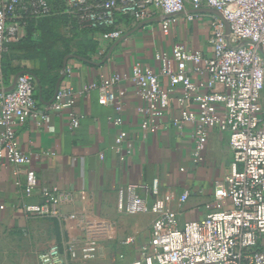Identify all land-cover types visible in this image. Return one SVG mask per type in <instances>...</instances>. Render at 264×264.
<instances>
[{
    "label": "built area",
    "instance_id": "1",
    "mask_svg": "<svg viewBox=\"0 0 264 264\" xmlns=\"http://www.w3.org/2000/svg\"><path fill=\"white\" fill-rule=\"evenodd\" d=\"M60 8L58 12L52 0H0V161L3 166L16 167V174L25 177L24 196H32L38 180L36 173L26 168L29 157L20 146L18 129L31 117L42 127L51 115L65 111L71 131L81 125L68 83L61 85L54 102L42 110L36 99V80L29 74L18 78L13 91L4 92L9 87L3 78L7 45L20 39L30 21L64 15L68 31L72 24L80 30L100 31L96 38L111 45L124 37L127 24L159 19L163 34L168 36L180 17L188 22L208 19L211 56L177 44L170 56L156 54L158 73L136 63L131 76L102 75L99 84L91 83L83 93L98 90L101 105L115 106L118 116L109 118V122L120 129L125 90L118 85L130 79L142 102L137 112L144 118L141 130L145 135L167 127L164 121L171 95L181 87L178 113L168 123L179 133L186 125L192 126V156L198 165L205 160L211 130L229 136L233 156L230 174L215 183L213 202L205 206L206 215L200 220L180 226L179 213L169 205L170 199L161 195L158 180L151 186L130 184L119 190L120 214L156 216L138 257L126 264H264V126L260 103L264 90V0H62ZM108 47L98 52L99 57L107 54ZM192 72L203 80L193 81ZM187 101L195 104L196 112L186 108ZM127 139L128 134L119 130L114 150L121 152ZM75 194L43 188V203L24 208L29 216L72 222L81 233L49 247L41 264L95 261L113 238L114 223L62 212L64 206L76 202ZM80 195L85 199L84 192ZM188 198L186 191L180 196L179 206ZM132 243L133 239H128L124 244Z\"/></svg>",
    "mask_w": 264,
    "mask_h": 264
},
{
    "label": "crops",
    "instance_id": "2",
    "mask_svg": "<svg viewBox=\"0 0 264 264\" xmlns=\"http://www.w3.org/2000/svg\"><path fill=\"white\" fill-rule=\"evenodd\" d=\"M140 25L141 23L127 24L122 41L111 45H105L96 37L94 39L87 36L84 53L88 60L76 57V54H79L76 45L71 48L72 56L68 57L67 73L61 85L68 83L72 88L75 98L74 110L81 117V125L77 130L71 131L68 111H65L61 115H51L42 127H38L36 118L31 117L18 129L20 146L29 157L26 168L36 173L38 185L31 197H25V177L16 174V167L3 166L0 161V229H28L35 217L27 215L24 208L27 205L43 203V188L76 193V202L64 206L62 212L66 215L85 214L93 220L114 223L115 233L101 251V256L109 249L117 248V264H126L138 257L140 246L150 237L156 216L120 214L117 211L120 189L130 184L151 186L158 180L161 195L168 197L169 205L179 213L180 226L200 220L206 215L205 206L213 202L215 183L229 176L233 156L229 136L213 129L210 131L204 162L200 165L194 163L192 126L186 125L179 133L168 123L169 119L178 113L177 100L183 95L181 87L171 95L170 107L164 121L167 127L145 135L141 130L144 118L137 112L142 102L130 79H123L118 85L119 89L125 90L120 114L123 125L120 129L109 122V118L118 116L115 106L101 105L98 90L83 93L85 87L91 83L99 84L102 75L131 76L136 63L158 73L160 65L156 61V54L160 52L170 56L173 46L177 44H181L187 51H201L205 56L212 55L208 19L188 22L184 17H180V20L172 25L168 36L163 34L159 21L142 27ZM60 32L67 38H75L76 33H73L72 29L68 31L61 27ZM27 33L26 27L21 31L17 42L24 39ZM79 41L80 38H77L75 43ZM115 44L117 46L106 60ZM105 46H109L108 52L101 58L98 52ZM25 54L26 52L17 50L10 52L11 67L28 72L38 71L39 61L26 60ZM192 68L190 66V69ZM60 73L63 74V69ZM50 75L54 77L55 72ZM190 75L195 82L203 80L194 72ZM10 76V72H3L5 82ZM14 78L9 80V87ZM35 80L38 108L42 110L54 96L45 93L44 98L41 97V82ZM48 87L47 85L45 89ZM217 89L222 90L220 86H217ZM119 101L117 98L116 102ZM260 103L264 126V90ZM185 106L191 112L197 110L195 104L190 101H187ZM119 130L125 131L128 139L122 145L121 152H116L113 147ZM129 147L131 154H128ZM101 154L103 158H100ZM186 191L189 192V198L179 206L180 196ZM82 192L85 193V199H81ZM149 200L153 202L154 199L149 196ZM70 224L72 230L64 240L81 234L74 223ZM128 239H133V243L125 245Z\"/></svg>",
    "mask_w": 264,
    "mask_h": 264
},
{
    "label": "trees",
    "instance_id": "3",
    "mask_svg": "<svg viewBox=\"0 0 264 264\" xmlns=\"http://www.w3.org/2000/svg\"><path fill=\"white\" fill-rule=\"evenodd\" d=\"M52 1H54L56 10L61 12L62 0ZM72 25V31L76 33L74 39L67 38L60 32L61 27L67 29L68 26V19L64 15L56 14L50 18L30 21L27 25V36L19 42L7 45V52L3 57V72H10L12 76L8 77L6 83L8 84L11 77H15L18 73L29 74L41 82V97L45 93L54 96L64 61L72 56L71 48L76 45L79 49V54H76V57L88 60L86 53H84V49H86V44L84 46L85 39L89 36L94 38L97 34L101 35L100 31L80 30L75 24ZM77 38H80V41L75 43ZM16 50L26 52V60L39 61L40 69L33 72L13 69L9 53ZM51 72H55L54 77L50 75ZM47 85L49 87L46 90ZM36 99L38 100L37 94Z\"/></svg>",
    "mask_w": 264,
    "mask_h": 264
},
{
    "label": "rangeland",
    "instance_id": "4",
    "mask_svg": "<svg viewBox=\"0 0 264 264\" xmlns=\"http://www.w3.org/2000/svg\"><path fill=\"white\" fill-rule=\"evenodd\" d=\"M25 231L0 229V264H41V257L61 243L72 230L69 222L54 217H38ZM117 248L109 249L92 262L70 264H117Z\"/></svg>",
    "mask_w": 264,
    "mask_h": 264
},
{
    "label": "water",
    "instance_id": "5",
    "mask_svg": "<svg viewBox=\"0 0 264 264\" xmlns=\"http://www.w3.org/2000/svg\"><path fill=\"white\" fill-rule=\"evenodd\" d=\"M212 12H213L214 14H217V15L220 16V14H219L218 12H216V11H212ZM155 21H159V19H156V20H150V21H145V22L141 23L140 27L145 26V25H148V24H150V23H152V22H155ZM122 39H123V38H122ZM122 39H121L120 41H122ZM120 41H118L117 43H120ZM116 46H117V44H115V45L110 49V52L108 53V56L106 57V60H108V59L110 58V56H111V54H112V52H113V50H114V48H115ZM68 60H69V58H66L65 61H64V64H63V74L60 76V78H59L58 81H57L56 88H55V93H54V97H53L52 101L49 103V105H51V104L54 102V100H55V98H56V96H57V93H58V91H59V89H60V87H61V84H62V82H63V80H64V78H65L64 71L66 70ZM22 75H23V73H18V74L15 76V78H14L13 84H12L9 88H7L4 92L7 93V92H11V91H13L14 88H15V86H16V83H17L18 78H19L20 76H22ZM0 92H2V91H0ZM49 105H48V106H49Z\"/></svg>",
    "mask_w": 264,
    "mask_h": 264
}]
</instances>
